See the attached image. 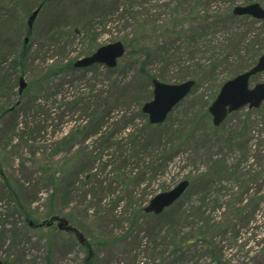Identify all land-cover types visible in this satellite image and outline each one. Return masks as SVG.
<instances>
[{
    "label": "trees",
    "instance_id": "16d2710c",
    "mask_svg": "<svg viewBox=\"0 0 264 264\" xmlns=\"http://www.w3.org/2000/svg\"><path fill=\"white\" fill-rule=\"evenodd\" d=\"M121 1L97 5L91 0V8L84 15L88 16L87 21L81 22L76 32L79 36L82 30L84 35L97 38V31L103 25L100 18L116 15L118 21L124 20L132 31L122 37V42L131 56V64L138 63L139 80L125 78L127 74L118 69L119 64L115 68L101 64L76 68L72 60L60 59L46 66L48 58L42 53L38 58L30 57L27 45L12 60L7 73L2 71L6 60L0 61V92L6 94L5 90H13L17 69L30 73L33 85L36 84L26 94V101L21 103L19 97L11 105L21 106V111L31 106L32 122L38 123L32 133L43 132L49 145L34 160L36 185L39 190L51 189L41 206L44 209L41 215L45 221L66 215L68 221L79 224L71 215L74 211H84L94 213V217L107 225L120 227L127 222V228L120 230L118 241L123 240L130 246L129 264L144 263L148 258V263L159 258L160 264H223L224 253L238 246L242 229L261 209L259 203L264 202V194L259 192L264 186V138L255 137L264 126V104L259 109L247 110V116L240 118L234 130L214 126L208 112L224 81L216 83L201 113L191 115L183 124L176 125L173 121L175 109L165 122L151 124L142 106L149 101L148 91L153 80L166 81L168 72L174 69L178 72L177 80L194 79L197 84L205 79H217L223 70L229 69L227 78L233 71L252 67L264 52V38L256 48L260 36L244 20L252 19V23H264V20L236 16L233 6L214 9L218 0H171L173 9L169 18L160 21L154 19V10L146 0H128L127 6L126 0L124 4ZM6 2L0 5V11L8 6ZM42 2L39 7L47 0ZM252 2L263 5L264 0H245V4ZM141 4L145 8L137 10ZM56 30L55 25L49 39L59 49L66 34ZM220 31L225 35L218 38ZM178 39L185 45L180 43L176 49ZM153 66H159V72L163 73L155 74ZM104 76L108 79L99 86ZM44 99L45 107L57 103L64 114L79 117V124L61 135L50 130L52 126L47 130L41 125L40 114L37 115ZM11 105L0 106V122L14 112L10 110ZM54 111L53 116L47 117L57 120V127L63 122ZM17 126L20 131L16 134L23 139L29 133V125L26 122L24 131L22 121L16 120L11 124L14 134ZM254 139L255 143L251 144ZM179 155H186L184 167H196L203 162L204 169L198 174L188 172L189 187L161 214L145 213L141 203L158 191L153 188L156 183H160L159 190L166 191L168 184L162 183L160 177ZM0 173L2 191L18 207L14 212L25 218L27 228L49 227L39 221L37 211L31 213L25 208L15 187L18 184L5 174L1 164ZM6 212L5 208L0 216L10 217V212ZM8 235L19 239L22 234L17 226L14 231H8L1 223L0 248ZM146 239L144 251L150 248L153 258L142 254ZM101 244L97 241L94 245ZM92 251L88 249L82 264H94ZM0 260L3 264H14L9 257Z\"/></svg>",
    "mask_w": 264,
    "mask_h": 264
},
{
    "label": "rangeland",
    "instance_id": "374dc122",
    "mask_svg": "<svg viewBox=\"0 0 264 264\" xmlns=\"http://www.w3.org/2000/svg\"><path fill=\"white\" fill-rule=\"evenodd\" d=\"M7 1L8 2L6 3H8V6L5 7V10L2 8L0 11V61L6 60V64H4L2 68V71L6 73L12 60L19 55L24 45H27L30 51V57L38 58L41 53L44 54V57L48 58L45 62V65L47 66L48 64H51L53 60L54 62H58L60 59L64 62H67L68 60L75 62L78 59H82V57L90 56L101 46L119 40L122 41V37L132 31L129 26H126L124 20H121L122 22L118 21L115 15L104 20L100 18L103 25L97 31L99 34L97 38L94 35H84L82 30L78 36L76 29L81 26V22L87 21L85 18L88 16L84 15L91 8V0H47V2H44L41 6L33 27L29 29L27 24L29 16L43 3L42 1L44 0H15V4H11V0ZM95 1L97 2V5H99V2L100 4L110 3V0ZM126 1L127 6L128 0ZM146 1L147 5L154 10L152 11V14H155V16H153L154 19L158 18V20L162 21L169 18L171 10L173 9V5L170 7L171 0ZM4 2L5 0H0V5H4ZM124 2L125 0L121 1L122 4H124ZM165 4L169 9L164 6ZM240 4H245V0H218V2L215 3L214 9L220 6H224V8L233 6L234 8L236 5ZM144 6L145 5L141 4L137 6L136 9L140 10L145 8ZM244 23L252 24L254 33H257L260 36L256 47L259 48L263 43H261V41L264 38V23H252V19L244 20ZM55 25L57 26V32L66 34V36L62 38L63 41L58 45L61 46L59 49L52 45L51 39H49L50 36L53 35L51 30ZM224 35V31H220L218 33V38L221 36L224 37ZM26 39L28 40L26 41ZM180 43L182 46L185 45L183 40L179 41L178 39L175 45L176 49H178L177 46H180ZM53 49L56 51H53ZM201 56L202 54L198 55V57ZM130 57L131 56L126 53V55L120 59L118 69L122 72L125 71V74H127L124 75L125 78L135 77V79L139 80L138 77L140 75L138 63L131 64ZM249 68L247 67L245 69L247 70ZM152 69L156 72L155 74L163 73L162 71L159 72V66H153ZM245 69H242L239 72L233 71L232 76L227 78L225 77V74L229 69L223 70V73H220L217 79H213L212 81L205 79L202 80V82L197 83L190 95L173 111L172 117L173 121L176 122V125L183 124L185 123L184 121L188 122L191 115H199L201 113L204 108V102L209 99L216 83H222L223 81L231 79L233 76L245 71ZM18 70L19 69L15 70V72L18 73L16 74L17 80L14 81L12 86L13 90H5L6 94L0 92V106L4 105L8 107L16 100H20V98L22 100L21 103L24 102L28 97L26 94L31 89L36 88V84L33 85V81L29 75L30 73H27L24 69L20 72ZM103 70L104 69L100 71ZM102 73L104 74V72ZM177 74L178 72L174 69V71L168 72L166 81L160 80L171 84H179L186 81L177 80ZM21 77H24L28 83L22 93L20 92L19 84V79ZM64 79L65 78L63 77L61 81H64ZM107 79L108 78L106 77L104 79L102 78V83L99 86L104 85ZM257 81L264 82V73L255 76L254 80H252V84ZM7 93H10L11 96L9 97ZM143 93L145 94L147 92ZM148 96V100L152 99L153 86L149 88ZM43 101L44 105L41 106L37 115L40 114V118L42 119L41 125L45 126L47 130L52 126L50 130H56L54 132L61 135L64 131L65 133L69 131L72 126L79 124V117L64 114L62 108V110L58 109L60 108L58 106L59 104H49L45 107L47 101L46 99ZM16 107V105H11L10 110L14 112L8 113L5 120L0 122V164L3 167L5 174L18 184L15 187L19 192L22 204H24L25 208L29 209V212L31 213L37 211L39 221L43 222L46 219L41 215V212H43L42 210H44L41 206L47 194L51 192V189L42 188L39 190L36 185L34 180L36 170L34 160L46 152L49 145L47 146V138L44 137L45 134L43 132L39 131L32 133L36 130L38 123L32 122L34 119L33 115L30 116V114H33L31 106L22 111L19 110L21 106L18 108ZM54 109L56 110L54 111ZM53 111L54 115L56 113L58 119L59 115L61 116L60 121L63 123L60 124V126L56 127L58 124L57 120L53 121L47 117V115L53 116ZM246 112L247 109H243L235 115H230V117L223 122L222 127L220 126L221 129L234 130L235 127L238 126L240 118L244 119L247 116L245 115ZM26 113L30 114L27 116ZM23 115H25V117H23ZM16 120L22 121L21 128L24 131L26 130V122L29 125V133H27L26 136H23V139L16 134L20 131L18 126L15 134L12 131L11 124L13 122L15 123ZM226 123L228 124L226 125ZM255 137L257 140L260 137L264 138V126L260 132L257 131ZM254 143L255 139L254 141H251V144ZM228 155L231 156L230 152H228ZM185 160L186 155H179L174 163L169 166L167 172L160 177L162 183L168 184L166 190L174 188L178 183L187 179L186 176L188 172L193 171L194 174H198L204 169L205 163L203 162L197 164L196 167L194 165H187L184 167L187 164ZM1 177L2 174L0 173V178ZM159 185L160 183H156L153 186L154 190L158 191L152 195L149 194L146 196L141 205L144 204V207H146L156 194L164 191L158 189ZM259 192L260 194H264L263 185L259 189ZM8 197L9 196L5 194V191H2L0 185V213L4 212L6 208V213L10 212L9 214H11L10 217H8L7 214L0 216V224L4 223L8 231H14L17 226L18 231H21L22 235L19 239L13 238L9 235L7 236V239H5V245L0 248V259L9 257L14 264H82L83 259L87 255L88 249L92 248V252L95 256L94 264H129L128 251L130 250V246L123 240L118 241L120 234H122L120 230H125L127 228V222L120 227H116L112 224L107 225L105 221L101 220L99 217H94V213L92 212L85 213L84 211H74V214L72 213L71 217L77 218L79 224H73L70 221L68 222L70 225L77 228L82 234L84 238V241L82 242L75 232L59 230L58 221H55L51 227L27 228L26 225L28 222L26 221L25 223V218L21 217L19 212H14L18 207L15 203L11 202ZM259 204L261 209L246 227L242 229V238L238 240V246L235 248L232 247L233 249H227L224 253L223 264H264V202L261 201ZM70 211H72V207ZM67 217L66 215H63L60 218L68 220ZM47 221H49V219H47ZM142 237H144L143 233L141 234V240ZM97 241L102 242L98 247L94 245ZM228 241L229 238L226 243ZM87 242L88 244L90 243L89 246ZM146 242L147 239L143 242V246L141 247L142 254L143 256H151L150 248L147 249L146 252L144 251ZM94 246L97 248L95 251ZM151 258L153 257L151 256ZM154 259L155 260L151 259V263H148V258L144 260V263L140 262L138 264H160L159 258Z\"/></svg>",
    "mask_w": 264,
    "mask_h": 264
},
{
    "label": "water",
    "instance_id": "95a60500",
    "mask_svg": "<svg viewBox=\"0 0 264 264\" xmlns=\"http://www.w3.org/2000/svg\"><path fill=\"white\" fill-rule=\"evenodd\" d=\"M39 12L40 8H37L28 18L27 24L30 29L33 27ZM233 13L237 16L248 15L259 20L264 19V7L258 2L236 6ZM27 40L28 39H26V41ZM125 53V44L122 41H116L99 47L90 56L77 60L75 66L80 68L88 67L93 64H103L109 68H114ZM262 72H264V53L260 56L257 63L249 70L223 83L217 97L208 109L215 126L221 125L227 116L234 111L244 107L257 109L264 103V82H259L255 85L251 84L252 77ZM195 84L196 81L193 79L186 80L179 84H171L154 79L153 98L142 107V111L148 115L150 123L161 124L165 122L173 109L191 93ZM27 85L28 83L24 77H21V93ZM189 185L190 181L185 179L171 190L157 194L145 207V212L154 213L156 215L161 214L185 193ZM55 221H58V228L60 230L73 231L80 237L82 242L84 241L82 234L75 227L70 225L65 218L53 217L48 222H43V224L50 226ZM0 264H2L1 261Z\"/></svg>",
    "mask_w": 264,
    "mask_h": 264
}]
</instances>
